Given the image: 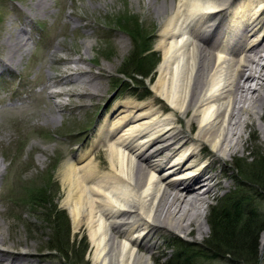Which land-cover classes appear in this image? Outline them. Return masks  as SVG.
I'll list each match as a JSON object with an SVG mask.
<instances>
[{
	"label": "bare ground",
	"instance_id": "6f19581e",
	"mask_svg": "<svg viewBox=\"0 0 264 264\" xmlns=\"http://www.w3.org/2000/svg\"><path fill=\"white\" fill-rule=\"evenodd\" d=\"M32 1L35 10L47 12L51 0ZM156 3L147 0V11L160 18L162 60L150 99L116 106L98 131L96 145L104 150L94 153L92 145L62 168V205L75 231L88 232L91 264H151L153 246L144 240L155 229L186 233L196 223L206 234L204 205L221 186L216 165L248 147L249 119L264 107V0ZM155 31L148 36L153 51ZM30 40L26 28L18 29L0 62L18 66ZM91 46L87 42L86 53ZM53 56L55 73L44 88L48 100L99 95L101 74L83 67L81 56ZM66 86L71 89H61ZM53 105L67 110L61 101ZM2 237L0 264H13ZM17 256L24 263L32 254Z\"/></svg>",
	"mask_w": 264,
	"mask_h": 264
},
{
	"label": "rangeland",
	"instance_id": "374dc122",
	"mask_svg": "<svg viewBox=\"0 0 264 264\" xmlns=\"http://www.w3.org/2000/svg\"><path fill=\"white\" fill-rule=\"evenodd\" d=\"M172 1L154 0L155 6ZM33 2L0 0V60L7 57V40L18 29L26 28L31 37L26 52L18 57L21 59L18 66L7 67L0 62L2 248L14 253L15 260L7 261L13 264H40L38 259L43 258L41 264H91L88 232L75 231L69 211L62 205L66 193L63 164L71 155L92 145L94 153L104 150L96 145L98 131L116 106L150 99L154 80L149 69L157 59L153 69L156 78L162 60V52L157 49L160 18L148 16L147 0H51L47 12L35 10ZM219 19L215 18L214 23ZM151 29H156L155 51L149 45ZM87 42L92 44L88 53ZM75 49L79 53L73 55L71 51ZM141 51L146 52L147 58L140 61L144 67L139 69L131 60ZM55 52L73 60L81 56L83 67L93 68L97 76L101 74L96 80L102 86L99 95L82 98L65 95L53 101H61L67 110L55 108L44 92L49 76L55 73L51 67ZM150 52L156 56H149ZM145 70L147 77L130 79L135 71ZM61 89L67 91L71 87ZM71 100L82 104H71ZM249 123L245 132L248 147L234 157H225L213 172L220 175L221 186L214 188L204 205L203 227L207 233L200 235L196 223L186 233L174 228L151 231L144 240L153 246L147 256L151 264H163L170 259L178 240L203 245L211 234L208 224L211 207L227 194L238 191L241 182H249L251 174L257 171L254 164L264 156V107L259 115H251ZM208 158L210 162L214 160L211 155ZM255 204L264 213V196ZM55 208L60 213L54 220L51 213ZM23 251L32 256L21 263L17 254ZM192 264L230 262L221 257L210 259L204 254Z\"/></svg>",
	"mask_w": 264,
	"mask_h": 264
},
{
	"label": "trees",
	"instance_id": "16d2710c",
	"mask_svg": "<svg viewBox=\"0 0 264 264\" xmlns=\"http://www.w3.org/2000/svg\"><path fill=\"white\" fill-rule=\"evenodd\" d=\"M152 50V49H150ZM148 51V50H147ZM145 51H141L131 60L133 66L137 63L142 69L141 62L146 59ZM149 56H156L150 52ZM149 57V58H151ZM136 61V62H134ZM156 61H158L156 59ZM154 66L149 69L153 77ZM122 74L128 79L147 77L146 70L135 71L133 78L126 72ZM130 78V79H129ZM122 84H127L123 82ZM127 86V85H126ZM252 159V158H251ZM257 171L251 174L249 182H241L239 190L233 194H227L210 209L209 226L211 234L203 245L178 240L174 245V255L163 264H192V262L204 254L210 259H227L230 264H259L261 257V235L264 232V213L256 206V202L264 196V156L254 164ZM250 190H248V188ZM43 195H46L44 192ZM57 208L51 213L55 220L59 218ZM67 243L70 236L66 237ZM60 245V244H59ZM61 248V246H59ZM55 250V248H52ZM59 250V248H58ZM67 256V254H65ZM73 264V263H71Z\"/></svg>",
	"mask_w": 264,
	"mask_h": 264
},
{
	"label": "water",
	"instance_id": "95a60500",
	"mask_svg": "<svg viewBox=\"0 0 264 264\" xmlns=\"http://www.w3.org/2000/svg\"><path fill=\"white\" fill-rule=\"evenodd\" d=\"M264 234V232L262 233V235ZM262 235H261V257H260V262L259 264H262V254H263V249H264V240H262Z\"/></svg>",
	"mask_w": 264,
	"mask_h": 264
}]
</instances>
